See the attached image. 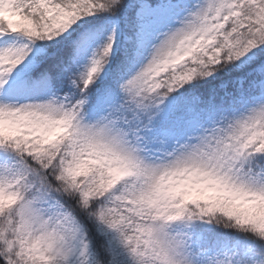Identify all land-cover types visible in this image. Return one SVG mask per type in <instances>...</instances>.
<instances>
[{"label": "snow or ice", "instance_id": "1", "mask_svg": "<svg viewBox=\"0 0 264 264\" xmlns=\"http://www.w3.org/2000/svg\"><path fill=\"white\" fill-rule=\"evenodd\" d=\"M0 264H264V0H0Z\"/></svg>", "mask_w": 264, "mask_h": 264}]
</instances>
